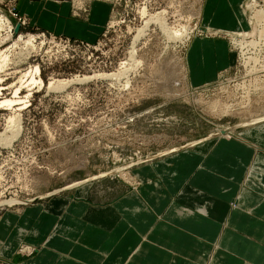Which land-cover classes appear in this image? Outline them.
<instances>
[{"label": "rangeland", "instance_id": "obj_1", "mask_svg": "<svg viewBox=\"0 0 264 264\" xmlns=\"http://www.w3.org/2000/svg\"><path fill=\"white\" fill-rule=\"evenodd\" d=\"M205 1L0 0V17L13 26L11 36L5 34V26L0 32V50L6 49L10 58L0 72L4 78L0 85L9 86L4 95L11 96L19 76L33 66H38L43 81L39 88L32 86L10 129L11 111L0 109V134H16L8 143L0 141V218L7 216L15 223L17 217V226L29 231L20 235L0 225V235L9 238L6 247L0 244V264H81L60 254L47 262L48 246L61 245L56 240L58 230L48 245L30 243L27 233L51 230L69 204L76 212L83 186L90 184L98 201L109 200L122 186L140 184L139 168L174 152L208 141L240 140L262 154L264 167V138L246 135L259 127L263 132L264 122L240 124L264 114V77L243 78L224 36L232 32L240 34L239 39L256 40L262 33L253 44L261 49L264 29L258 31V19L263 12L256 15L259 8H245L248 0H242L243 23L230 30L214 28L205 22ZM96 7L105 19L93 39L70 37L46 22L51 12L46 9L62 13L66 8V16L88 23ZM250 17L258 19L250 22ZM174 30L181 37L170 35ZM216 31L222 34L216 36ZM28 34L32 38L25 42ZM195 36L223 38L235 55L232 68L221 71L211 84L192 86L187 81L184 53ZM14 61L16 67L11 66ZM260 62L264 68V59ZM117 72L121 73L118 79L93 78L58 90L46 88L48 82ZM256 83L259 88L254 91ZM245 91L250 94L244 96ZM27 92L23 88L20 95ZM226 105L229 109L223 112ZM225 126L237 127L228 138H206ZM190 142L195 143L184 147ZM12 199L21 203H6ZM71 228L69 245L77 248V229ZM218 247L214 244L216 252Z\"/></svg>", "mask_w": 264, "mask_h": 264}, {"label": "crops", "instance_id": "obj_2", "mask_svg": "<svg viewBox=\"0 0 264 264\" xmlns=\"http://www.w3.org/2000/svg\"><path fill=\"white\" fill-rule=\"evenodd\" d=\"M241 1L206 0L205 22L228 30L240 26ZM49 9L46 22L70 37L89 40L103 29L105 17L97 7L88 23L66 16V8L62 13ZM234 61L225 39L195 36L184 53L187 81L192 86L211 84L221 71L232 68ZM260 130L262 127L249 130L246 135L264 138ZM261 165L262 154L247 142H204L139 168L140 184L122 186L109 200L98 201L91 185L83 186L77 211L67 205L51 230L40 235L35 230L27 233L29 242L45 241L48 245L58 230L56 240L61 245L55 249L48 246L46 254L51 257L47 262L60 254L81 264H264ZM233 202L237 205L232 206ZM183 209L190 211L182 214ZM10 219L0 218V225L20 235L29 232L17 226V217L15 223ZM33 222L35 226L39 223L36 218ZM71 227L77 229V248L69 245ZM8 242V237L0 235V244L6 247Z\"/></svg>", "mask_w": 264, "mask_h": 264}, {"label": "bare ground", "instance_id": "obj_3", "mask_svg": "<svg viewBox=\"0 0 264 264\" xmlns=\"http://www.w3.org/2000/svg\"><path fill=\"white\" fill-rule=\"evenodd\" d=\"M263 4H264V0H262ZM249 7V6H248ZM264 10V8H263ZM256 11V10H255ZM261 11L262 13V9L261 10H258L256 11V15H258V13ZM244 15V14H243ZM251 17H254V15H252ZM260 18V17H259ZM255 19H258V18H255ZM259 20V19H258ZM2 26H5V29H6V35L7 36H11V32L13 30V26L11 25V23L9 22V20L7 18H4L2 15L0 17V32L4 29V27L2 28ZM260 32V30H259ZM170 35H174L175 37H178L180 35V33L178 34V31L177 30H174L172 32H169ZM261 33V32H260ZM183 34V33H181ZM186 34V33H185ZM262 34V33H261ZM260 34V35H261ZM0 36H2V34H0ZM28 39L25 41L27 42L28 40H30L32 38V35L31 34H28ZM19 38L21 39L22 37L19 36ZM261 38V37H260ZM19 39V40H20ZM238 40V39H237ZM235 40L236 44L237 45H242V42L239 40L237 41ZM257 41H253V44H255ZM16 44V43H15ZM13 45V44H12ZM11 48V46H10ZM9 50V49H7ZM12 50V49H11ZM9 54L6 53V49L4 50H0V72L4 71V69L8 66V60L10 59L8 57ZM9 58V59H8ZM12 65L11 66H14L16 67L15 65L17 64V61H14L13 63H11ZM4 68V69H3ZM11 67H9L10 69ZM124 72V71H123ZM12 73V72H11ZM15 73V72H14ZM2 75L0 74V83L3 81ZM121 76V73L120 72H117V73H100V74H93V75H89V76H83V77H72V78H69V79H65V80H58V81H54V82H48L47 85H46V88L47 89H60L62 88L63 86L65 87L66 85L70 84V83H75V82H83V81H87V80H90V79H93V78H115V79H118L119 77ZM259 78V77H258ZM258 78H254V81H257L259 80ZM37 85L38 88L40 86L43 85V81L42 79L40 78V75H39V68L38 66H33L31 67V69L27 72H24L22 73L19 78H18V84L15 85V88L12 90V94L11 96L7 97L6 95H4L3 93V90L8 88L6 86H3V85H0V109L2 110H10L11 112L8 114L7 116V123H9L10 125L8 126L9 129L10 127L12 126V124L14 122H17L18 119H19V113L16 112V111H19L21 109H23L25 106H24V103L26 102V98H28L29 94H30V90L32 88V86H35ZM246 85V84H245ZM12 85H10L11 87ZM23 88H26V91L27 94L24 95V96H21V90ZM258 86H257V83L254 85V91L258 90ZM247 94H250L249 91H245L243 92V95L246 96ZM243 96V97H244ZM228 108V105L226 106H222V111L225 112V110L227 111ZM261 120H264V114L259 116V117H256V118H252L251 120H248V122H245V123H240L242 125H250V124H254L256 122H259ZM240 124H237L240 125ZM236 126V127H237ZM235 128L234 127H220V128H217L216 129V133H211L209 134L206 138H214V137H221V138H228L229 137V134L231 133V131H233ZM4 133V132H3ZM15 131H11V134L10 136L8 137H3L2 136V133L0 134V141L3 140L5 143H8L10 141L11 138H14L15 136ZM194 142H190V143H187V145H193ZM119 169V168H118ZM116 170V169H115ZM113 170V171H115ZM123 175L125 173H122ZM84 182V181H81V183ZM79 183V182H78ZM71 187V186H70ZM69 187V188H70ZM60 191V190H59ZM50 194V193H49ZM52 194V193H51ZM38 197V196H37ZM43 197V196H42ZM45 197V196H44ZM31 200V199H30ZM30 200H23L24 203L25 202H29ZM22 201V202H23ZM16 202H20V200H16V199H12L10 201H7L6 203L7 204H13V203H16ZM21 203V202H20ZM206 209V208H205ZM184 210V209H183ZM182 211V210H181ZM190 211V210H189ZM188 210H185V211H182V214H184L185 212H189ZM214 258V257H213Z\"/></svg>", "mask_w": 264, "mask_h": 264}, {"label": "built area", "instance_id": "obj_4", "mask_svg": "<svg viewBox=\"0 0 264 264\" xmlns=\"http://www.w3.org/2000/svg\"><path fill=\"white\" fill-rule=\"evenodd\" d=\"M248 6L253 7L255 10H257V8H259L258 10L264 8L262 0H248L245 3V8H249ZM262 12V17L258 20V31L264 29V10H262ZM251 20L253 21L257 19H253L250 17V22ZM199 33L202 34L201 31H199ZM213 34H215L216 36H220L222 32L216 31L213 32ZM224 36H226L225 38L228 40L231 49L234 50L233 52H235L236 54L238 68L240 67L241 69H243V78H250L253 76L264 77V74H262L264 68H262L260 65L262 64L260 61L264 59V51H262L264 45L261 49H256L253 45V41L259 40L260 34L257 35L256 40L254 38L250 39L249 37L247 38L248 40H245V38L239 39L237 38V36L239 37L240 34H235L232 32L226 33L224 34ZM235 40H240L242 42V45H237Z\"/></svg>", "mask_w": 264, "mask_h": 264}, {"label": "water", "instance_id": "obj_5", "mask_svg": "<svg viewBox=\"0 0 264 264\" xmlns=\"http://www.w3.org/2000/svg\"><path fill=\"white\" fill-rule=\"evenodd\" d=\"M184 147H188V145L186 144ZM160 155H162V153L161 154H157V155H154V156H152L151 158H154V157H157V156H160ZM64 188H61L60 190H63ZM59 191V190H58ZM38 197H36V198H34L33 200H31V201H34V200H36ZM30 202V201H29Z\"/></svg>", "mask_w": 264, "mask_h": 264}]
</instances>
